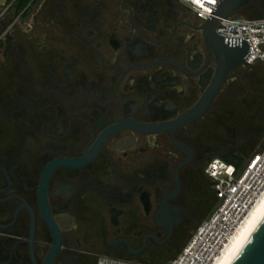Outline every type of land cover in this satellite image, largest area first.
Returning a JSON list of instances; mask_svg holds the SVG:
<instances>
[{
    "label": "flooded vegetation",
    "instance_id": "obj_1",
    "mask_svg": "<svg viewBox=\"0 0 264 264\" xmlns=\"http://www.w3.org/2000/svg\"><path fill=\"white\" fill-rule=\"evenodd\" d=\"M14 4L0 20V264L171 260L218 202L206 167L231 145L217 154L209 129L231 95L244 106L252 67H234L200 117L165 127L219 66L188 7Z\"/></svg>",
    "mask_w": 264,
    "mask_h": 264
},
{
    "label": "built area",
    "instance_id": "obj_2",
    "mask_svg": "<svg viewBox=\"0 0 264 264\" xmlns=\"http://www.w3.org/2000/svg\"><path fill=\"white\" fill-rule=\"evenodd\" d=\"M16 0H3L4 12ZM203 23L211 18L217 0H179ZM4 12L0 13V19ZM216 31L223 37L244 38L251 45L245 62L264 63V17L222 18ZM206 174L213 181L218 205L181 252L166 264H213L264 192V146L252 153L241 170L220 156L211 158ZM96 264H151L101 256Z\"/></svg>",
    "mask_w": 264,
    "mask_h": 264
},
{
    "label": "rangeland",
    "instance_id": "obj_3",
    "mask_svg": "<svg viewBox=\"0 0 264 264\" xmlns=\"http://www.w3.org/2000/svg\"><path fill=\"white\" fill-rule=\"evenodd\" d=\"M2 2L3 0H0V3ZM2 11L4 12V7L0 4V13ZM237 14L241 17H264V0H256V2L251 0ZM2 18L3 16L0 20ZM247 65L252 67V71L246 72L247 82L245 84L242 82L236 93L237 95L246 90L245 97L240 100L244 106L238 107L235 103L237 98L231 95L229 111L220 114L215 113L213 127L209 129L208 133V136L213 140V148L217 154L223 152L227 145H231L228 153L240 152L244 157V165L254 151L260 150L264 146V63L256 62ZM255 103L256 105H254ZM216 207L207 217L200 219L192 229L188 240L196 232L199 225L211 216ZM179 253L180 251L171 254L170 258ZM166 262L160 261L152 264H165Z\"/></svg>",
    "mask_w": 264,
    "mask_h": 264
},
{
    "label": "water",
    "instance_id": "obj_4",
    "mask_svg": "<svg viewBox=\"0 0 264 264\" xmlns=\"http://www.w3.org/2000/svg\"><path fill=\"white\" fill-rule=\"evenodd\" d=\"M248 1L249 0L216 1V5L211 12V18L203 24L207 38L213 45L218 56L219 66L213 85L194 109L165 127L180 126L200 117L208 109L210 102L217 95L223 83L229 78L230 71L246 60L251 51L250 43L244 38L223 37L217 33L216 27L222 18H228L237 13ZM184 163L185 162H183L182 165ZM180 218L181 217H178V219H176L173 226ZM232 264H264V218Z\"/></svg>",
    "mask_w": 264,
    "mask_h": 264
},
{
    "label": "bare ground",
    "instance_id": "obj_5",
    "mask_svg": "<svg viewBox=\"0 0 264 264\" xmlns=\"http://www.w3.org/2000/svg\"><path fill=\"white\" fill-rule=\"evenodd\" d=\"M264 218V192L213 264H232Z\"/></svg>",
    "mask_w": 264,
    "mask_h": 264
},
{
    "label": "trees",
    "instance_id": "obj_6",
    "mask_svg": "<svg viewBox=\"0 0 264 264\" xmlns=\"http://www.w3.org/2000/svg\"><path fill=\"white\" fill-rule=\"evenodd\" d=\"M29 0H25L24 1V4H19L20 3V1H18L17 2V4L15 3L14 5H18V11H20L24 6H25V4L28 2ZM257 8H258V5H257ZM236 16H239V14H237L236 13ZM248 17H258V16H248ZM263 148V147H262ZM261 148V149H262ZM260 149V150H261ZM260 150H256V151H254L253 153H255V152H258V151H260ZM223 159H225L227 162H229V163H232V164H234L235 166H236V168H237V170H241L242 168H243V166H244V164H243V160H244V157L242 156V154L240 153V152H230V153H228V154H226V155H223V156H221ZM210 185H211V189H212V192H213V195H214V198L217 200V198H216V195H215V191H214V189H213V181H212V179L210 178ZM218 205V202H217V204H215V207ZM214 207V208H215ZM213 211V210H212ZM175 257V256H174ZM168 262V261H167ZM166 262V263H167ZM165 263V264H166ZM152 264V263H151Z\"/></svg>",
    "mask_w": 264,
    "mask_h": 264
}]
</instances>
